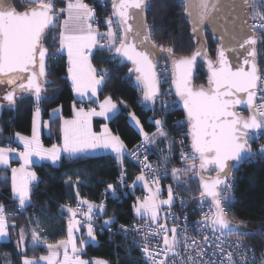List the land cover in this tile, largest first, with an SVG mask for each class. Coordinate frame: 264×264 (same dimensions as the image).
I'll use <instances>...</instances> for the list:
<instances>
[{"label": "trees", "instance_id": "1", "mask_svg": "<svg viewBox=\"0 0 264 264\" xmlns=\"http://www.w3.org/2000/svg\"><path fill=\"white\" fill-rule=\"evenodd\" d=\"M84 1L95 5L101 30L108 29L110 25L106 19L114 16L112 0ZM13 4L20 11L36 5L34 0H13ZM66 4L59 0L55 7L58 9L57 7H64ZM145 14L151 39L158 47L169 49L176 56L191 55L194 52L199 39L194 34L185 0H147ZM59 37L60 22L56 20L42 37L41 47L49 55L41 76L44 86L42 94L37 96L33 92H25L18 94L14 101H3L0 97V145L7 143L9 136L16 132L31 133L33 114L37 108L41 109L44 119H49L50 111L56 107H61L64 117L73 116L76 100L67 76V57L59 52ZM203 39L207 54L216 60L220 40L208 30L203 32ZM162 61L168 64L165 60ZM263 61L264 33H261L257 46L258 67ZM92 62L99 75L104 76L103 70H108L109 75L105 78L99 96L101 99L110 97L119 104L120 109L110 119L109 125L128 148L139 141L144 133L155 130L162 121L165 122L169 135L159 142L156 151L171 166L181 191L186 194L190 204H194L201 193V185L198 176L194 175L186 183L187 177L179 175L187 170V166L178 160L179 128L172 125L176 119L184 117L185 112L176 106L174 98L169 107L164 102H157L155 105L148 103L136 77L129 75L131 67L118 57L112 59L108 49L97 48ZM18 81L19 79L12 86ZM194 83L195 86L208 85V72L203 63L196 67ZM131 111L138 117L142 131L130 122ZM50 120L51 132L44 133L43 136L47 145L60 140V118ZM125 164L128 185L131 187L137 168L129 160H125ZM34 169L39 181L33 185L31 203L23 210L18 209L20 204L12 197L10 170L0 169V208L8 213L18 212V215L5 218L10 239L0 241V264H24V258L31 256L30 252L34 248L40 254L48 251L45 246L40 245L26 247V252H22L17 245L20 227L28 230L33 227L44 244L65 239L68 221L64 218L63 206L75 202L76 192L87 201L97 203L103 196V190L108 191V205L103 212V219L110 228L118 222L139 219L135 215L134 206L138 198L142 197V192L139 189L132 191L129 187L122 189L118 183L120 168L112 154L68 157L62 159L61 164H35ZM233 198L229 217L245 221L247 231L243 233V238L263 247L259 232L264 227V156H259L255 161L243 162ZM82 229L86 228L82 226ZM92 233L95 241L85 245L84 257H102L110 264H144L139 250L119 234L110 236L108 231Z\"/></svg>", "mask_w": 264, "mask_h": 264}, {"label": "water", "instance_id": "2", "mask_svg": "<svg viewBox=\"0 0 264 264\" xmlns=\"http://www.w3.org/2000/svg\"><path fill=\"white\" fill-rule=\"evenodd\" d=\"M249 3L251 0H185L199 43L191 55L176 56L151 39L145 14L147 0H112L114 17L123 29L118 56L131 67L129 75L136 77L147 102L153 104L160 94L156 64L165 60L173 70L176 99L187 116L190 144L199 157L201 195L197 200L211 202L216 207L213 221L216 226L241 232L247 228L226 218L219 195L229 180L232 165L241 162L247 154L248 130L264 131L255 111L260 78L259 37L251 30ZM51 16L52 9L47 5L20 11L13 0H0V76L20 75L14 86H0L3 101H14L25 92L42 94L39 55ZM205 30L220 40L216 60L205 50ZM199 63L208 72L206 87L194 83ZM238 107L248 109L249 116L238 114ZM189 163L195 161L185 164ZM211 172L213 175L208 176Z\"/></svg>", "mask_w": 264, "mask_h": 264}, {"label": "built area", "instance_id": "3", "mask_svg": "<svg viewBox=\"0 0 264 264\" xmlns=\"http://www.w3.org/2000/svg\"><path fill=\"white\" fill-rule=\"evenodd\" d=\"M34 2L36 5H47L52 9L54 0H34ZM84 4L93 13V25L99 31V47L108 49L112 59L119 58L118 45L116 44L115 48L114 44H111V37L121 34L118 30L111 33L109 28L102 31L95 5L88 1H84ZM249 5H251L249 13L251 30L260 40V34L264 33V0H251ZM112 20L118 21L114 16ZM43 58V69H45L49 55L45 54ZM258 68L260 78L256 89L255 111L259 120L264 124V61ZM155 72L160 94L155 102L150 104L164 102L165 106L169 107L174 98L173 102L180 109L174 91L173 70L170 65L158 62ZM103 73L104 78H107L108 70L104 69ZM257 97L260 99L257 100ZM236 112L246 117L249 116V111L245 107H238ZM172 125L179 128L177 137L179 162L185 164L195 161L198 165L199 157L190 144L189 122L186 114L176 119ZM168 135L169 130L162 121L155 130L143 135L132 147L114 156L120 168L118 183L122 189L129 187L125 160H129L136 166L134 178L142 179L151 189V192H146L141 186L136 188L141 190L143 198H148L150 194L158 198L152 186L154 183L164 185L172 202L164 204L158 198V220L140 217L129 222H118L110 228L103 219V212L108 205L106 189L103 190L100 201L93 206L85 205L77 196L73 204L63 206L64 218L67 221L74 218L80 222L81 226L94 232L108 231L110 236L119 234L139 250L144 264H264V246L258 247L244 239L243 233L246 231H227L215 225L213 221L217 215V209L211 202L196 199L194 204H190L186 194L181 191L178 181L175 180L171 166L156 151L159 142ZM245 140L248 144L247 154L241 162L232 165L229 180L220 190L219 195L221 208L226 218L237 226L244 227H246L245 221L229 217L234 200L233 193L243 162L255 161L259 156H264V131L248 130ZM68 157L64 154L56 163L61 164L62 159H68ZM185 165H194V163ZM33 187V185L30 186L31 190ZM200 195L201 193L198 196ZM18 209L23 210L24 208L20 205ZM13 214L18 215V212L8 213L4 208L0 209V217L6 218ZM259 235L264 243V227Z\"/></svg>", "mask_w": 264, "mask_h": 264}, {"label": "crops", "instance_id": "4", "mask_svg": "<svg viewBox=\"0 0 264 264\" xmlns=\"http://www.w3.org/2000/svg\"><path fill=\"white\" fill-rule=\"evenodd\" d=\"M74 1L71 0L62 8L59 21V52L67 57V76L76 100L73 116L64 117L62 109L55 113H52V109L50 118L44 119L41 109L37 108L33 114L31 133L16 132L9 136L7 143L0 145V168L10 170L12 197L22 206L31 203L30 186L39 181L35 164H55L64 154L71 158L101 154L115 156L128 148L109 125L110 119L120 109L119 104L110 97L101 99L99 96L105 78L98 74L92 62V56L99 48V31L94 27L92 13L83 1ZM56 117L60 118V140L47 145L43 136L44 133L51 132L50 119ZM138 129L142 131L141 127ZM28 178L38 179L29 184L30 192H26L21 184ZM156 184L158 188L154 184L152 187L157 192L159 201L170 204L172 198L164 185ZM140 186L144 191L151 192L142 179H135L131 190L135 191ZM76 195L83 198L78 192ZM141 198L145 199L150 218L158 220V198L154 194L138 199ZM87 204L93 206L96 203L87 201ZM6 223L8 225L7 220ZM80 227L83 230L81 225Z\"/></svg>", "mask_w": 264, "mask_h": 264}, {"label": "rangeland", "instance_id": "5", "mask_svg": "<svg viewBox=\"0 0 264 264\" xmlns=\"http://www.w3.org/2000/svg\"><path fill=\"white\" fill-rule=\"evenodd\" d=\"M59 0H54L53 6H52V16L50 19V24L57 20L60 21L61 18V10L63 7H57L56 9V3ZM66 3H69L71 0H62ZM76 2L80 0H75ZM74 1V3H75ZM84 3V0H82ZM45 4V3H44ZM42 5V4H41ZM56 11V12H55ZM90 11V10H89ZM91 12V11H90ZM92 13V12H91ZM93 17V13H92ZM109 26V32L119 31L118 36H112L111 37V44H114V47L116 48V44L118 45V49L120 46V43L123 38V29L120 27V23L118 21L112 20V19H106ZM93 22V21H92ZM119 26V27H118ZM117 42V43H116ZM207 49V48H206ZM46 54V51H44L41 47V52L39 55V70L40 74H43V57ZM160 63H163V61H159ZM19 79L18 74H11L7 76H0V86L3 87H10L12 86L17 80ZM140 85V84H139ZM19 97V96H18ZM58 111H61V107H56L53 109L52 113H55ZM55 115V114H54ZM129 120L132 124H134L137 128L141 127V124L138 120V117L135 115L134 112H129ZM1 169V168H0ZM187 169L184 172H180V177H187L186 180L188 183L189 179L195 176H198V165L194 163V165H189L185 167ZM184 169V170H185ZM31 170V169H30ZM34 174V173H33ZM38 180V179H37ZM37 180H33L32 178L25 179L21 184L22 187L25 188V191H29V184L37 182ZM154 186L158 188L159 186L154 183ZM82 202L87 204V200L84 198H81ZM22 206V205H21ZM90 206V205H89ZM23 208L25 206H22ZM134 211L137 217H145L148 219H152L149 216V211L146 206L145 199H138L134 206ZM8 218V216L6 217ZM67 226V237L57 243H48L44 244L42 239L38 236L36 230L32 227L29 230L24 227H20L19 231V238L17 240V245L19 249L24 252L26 250V247H36V246H45L48 251L45 253H38V251L34 248L33 252H30L31 256H26L24 258V264H110L108 260L102 257H91L87 258L83 256V253L85 252V245L90 241H95L94 234L92 231L88 228L85 230H81L80 222L76 219H71L68 221ZM6 219L3 217H0V241H6L10 239V233L7 227ZM26 252V251H25ZM29 253V252H28Z\"/></svg>", "mask_w": 264, "mask_h": 264}]
</instances>
